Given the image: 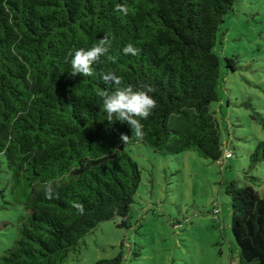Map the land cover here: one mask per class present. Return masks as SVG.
<instances>
[{
    "label": "trees",
    "instance_id": "obj_1",
    "mask_svg": "<svg viewBox=\"0 0 264 264\" xmlns=\"http://www.w3.org/2000/svg\"><path fill=\"white\" fill-rule=\"evenodd\" d=\"M126 5L128 14L115 11ZM234 0H0V154L10 192L24 213L0 264H63L102 222L128 228L141 173L124 149L128 125L109 124L98 90L114 72L121 87L147 85L157 102L142 120V144L162 156L193 151L223 157L218 122L220 60L214 53ZM111 40L116 62L93 65L94 75L70 76L67 54ZM132 44L137 56L124 55ZM103 61V58H102ZM226 70L235 72L224 59ZM253 118L264 129V118ZM230 154V153H228ZM232 155L230 154V158ZM264 162V141L249 152L252 169ZM53 191V198L45 190ZM231 232L241 261L264 264V195L250 185L227 183ZM84 207L81 215L73 203ZM119 209L118 221L113 209ZM121 255L94 264H121Z\"/></svg>",
    "mask_w": 264,
    "mask_h": 264
},
{
    "label": "rangeland",
    "instance_id": "obj_2",
    "mask_svg": "<svg viewBox=\"0 0 264 264\" xmlns=\"http://www.w3.org/2000/svg\"><path fill=\"white\" fill-rule=\"evenodd\" d=\"M214 53L220 60V79L218 102L210 108L223 157L214 162L193 151L169 157L142 144H125L141 173L130 226L98 224L63 264H94L117 255L121 264H247L232 236L225 187L235 181L264 195V162L252 169L248 163L249 152L264 141V129L253 118L255 113L264 118V0H234L232 13L219 27ZM225 58L235 72L226 70ZM23 213L12 199L0 154V257L11 247L13 224Z\"/></svg>",
    "mask_w": 264,
    "mask_h": 264
},
{
    "label": "clouds",
    "instance_id": "obj_3",
    "mask_svg": "<svg viewBox=\"0 0 264 264\" xmlns=\"http://www.w3.org/2000/svg\"><path fill=\"white\" fill-rule=\"evenodd\" d=\"M115 11L124 15L128 14V7L126 5L117 4ZM111 40L108 36H104L89 49L79 48L71 49L68 56L71 57V74L70 76L81 75L82 77H91L94 75L93 65L101 62H116V57L109 54L111 48ZM124 55L137 56L140 54V49L134 47L132 44H127L123 47ZM103 58V61H102ZM101 78L105 84L112 86L113 90H98L96 95L102 101V109L106 113L109 124L114 121H119L121 124H127L131 129L132 136L124 133L120 134V141L123 144L130 143L133 136L139 141L143 138V124L142 120H146L157 107L156 100L149 95L155 89L151 86L143 85L139 90L133 88L132 85L121 87L123 78L117 76L114 72L102 73ZM47 198H53V191L51 189L45 190ZM74 208L83 215L84 207L80 203H73ZM119 209H113L114 217L119 221L121 217L118 215Z\"/></svg>",
    "mask_w": 264,
    "mask_h": 264
},
{
    "label": "built area",
    "instance_id": "obj_4",
    "mask_svg": "<svg viewBox=\"0 0 264 264\" xmlns=\"http://www.w3.org/2000/svg\"><path fill=\"white\" fill-rule=\"evenodd\" d=\"M229 156H230V154H227L226 155V157H229ZM214 213L216 214L217 213V210H215Z\"/></svg>",
    "mask_w": 264,
    "mask_h": 264
}]
</instances>
